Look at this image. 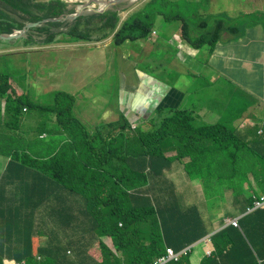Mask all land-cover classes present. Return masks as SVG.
Wrapping results in <instances>:
<instances>
[{
  "label": "trees",
  "instance_id": "16d2710c",
  "mask_svg": "<svg viewBox=\"0 0 264 264\" xmlns=\"http://www.w3.org/2000/svg\"><path fill=\"white\" fill-rule=\"evenodd\" d=\"M68 5L64 0H0V34L21 30L28 23L73 13L75 9H68ZM164 6L166 2L162 0H150L123 21L119 28L117 11L94 16L85 13L75 22H45L31 28L25 38H40L37 44L55 43L61 35L66 40L91 41L94 35L103 38L116 30L114 42L119 46L127 38L133 41L145 39ZM96 16L101 24L94 26ZM84 18L83 25L90 23L83 28L80 22ZM165 18L168 21L180 20L185 39L196 48L207 44L213 49L222 31L227 29L226 17H220L216 18L214 27L209 31L210 38L205 35L191 38L192 34L188 31L191 15L186 19ZM203 28L207 29L206 23ZM8 90L6 86L4 91H0L7 104L31 108L26 98L12 100L8 97ZM52 97V106L43 109L56 116L55 128L67 136L62 144H66L68 149H59L60 153L88 151L87 156L81 152L76 155L74 160L78 165L82 161L97 168L101 166L97 161H109L110 164L115 161V170L113 173L111 168L103 169V174L101 170L94 171L93 179L81 187L80 168L71 173L65 169V163H59L60 172L55 169L53 161L61 160L59 154L55 159L41 163L39 185L35 181L32 187V165L25 161L29 167H26L23 177L24 190L10 195L5 189L6 184L0 189V264H5L3 259H9L10 264L15 261L24 264H150L166 255L168 248L180 252L204 239L209 231L198 206L186 208L183 204L188 199V191L182 196V191L176 195L174 187L168 183L162 185L167 182L161 180L164 169L173 160L165 156L166 143L163 142L167 140L170 144L177 141L183 148L178 149V158L190 155L192 165H213V168L201 173L203 177L210 181L216 178L225 181L227 176L230 190L234 192V202L237 205L244 203L238 209L245 214L239 220L240 226L229 225L213 235L215 250L210 256L202 255L198 264H264V209L249 213L253 200L251 196L243 195L246 181L250 182L255 194L264 191V155L250 146L247 147L249 155H243L245 150L240 145L244 143L235 130L229 127V134H226L229 145L222 139L214 140L218 149L229 148V175H224L222 170L214 168L222 163L219 151L209 147L203 136L209 127L195 128L193 123L188 124L194 118L192 113L178 110L170 116H163L164 106L161 105L157 111L158 118L152 120L151 131L132 130L122 117L117 123L121 126L118 134L106 138L101 136L100 130L88 132L75 117V100L71 95L59 92ZM102 127L106 129L107 125L102 124ZM195 134L201 135L190 138ZM231 147L233 150L230 152ZM25 157L31 161L27 155ZM67 158L66 163H70ZM118 160L119 169L116 167ZM14 166L10 165V169ZM251 176L257 182V189L252 185ZM17 177L13 173L10 181L15 182ZM67 181H71V185ZM151 181L157 184L153 188L149 187ZM55 183L65 187L53 188ZM203 192L202 199L207 198L209 188ZM190 197L194 202L201 200L196 194ZM106 237L112 240L114 250L104 242ZM91 251H96L98 255L92 257L89 254ZM173 264H196L193 249Z\"/></svg>",
  "mask_w": 264,
  "mask_h": 264
},
{
  "label": "crops",
  "instance_id": "0c3cea01",
  "mask_svg": "<svg viewBox=\"0 0 264 264\" xmlns=\"http://www.w3.org/2000/svg\"><path fill=\"white\" fill-rule=\"evenodd\" d=\"M67 1L69 9L75 10L81 3L101 4L98 0ZM129 1L119 3L118 8L109 9L118 11L121 22L149 2L144 0L138 7L120 11L126 8L123 4ZM213 1L208 10H202V14H212ZM242 2V7H232L229 19L233 22L228 24L227 30L222 31V37L213 50L189 49L187 52L191 54H186L188 58L185 61L176 55V48L170 45L171 35L178 33L182 24L180 21H167L165 17L171 16L165 9L155 21L158 31L155 41L137 40L114 46L112 39L95 41L96 36L100 37L98 34L91 41H69L59 36L55 43L42 47L36 43L41 40L37 37L31 40L0 39L1 89L8 86L7 96L12 100L27 97L30 103L39 107H44L47 102L52 104V95L55 93L72 95L75 99L73 113L88 132H93L98 125L115 123L120 119L121 112L127 118L134 114L140 117L135 109L145 113L149 106L146 102L154 96V99L160 101L159 105L164 106V115L176 110L189 111L193 113L197 125L220 124L233 127L231 129L236 130L246 144L240 145L245 150L243 155H249L248 145L264 155V0ZM94 7L97 5L94 4ZM85 13L101 12L91 9ZM84 20L80 22L83 28L90 23L83 25ZM43 22L48 21L46 19ZM100 22L98 16L93 20L94 26L100 25ZM32 44L38 47H27ZM146 75L154 78L143 83L142 79ZM138 93L142 95L140 100L137 99ZM157 108L152 114L141 117L148 118L139 122L144 130L151 128L150 119ZM55 122L54 114L46 116L40 109L30 110L28 107L7 104L6 98L0 96V189L6 184L5 189L10 195L14 191L24 190L23 177L26 167H29L28 163L32 165V187L35 181L38 186L41 163L47 161V158L55 159L59 154L61 160H54L53 166L60 172L59 163H65V169L71 173L80 168L81 187L93 179L94 171L101 170L103 174V169H108V165L115 166V161L112 164L109 161H97L101 165L97 168L82 161L78 165L71 151L60 153L59 146L67 137L55 129ZM176 146V143H166L165 156L176 157ZM232 150L231 147L230 152ZM219 154L222 163L214 168L229 175V148L219 151ZM66 156L70 163H66ZM183 156L185 158H176L164 170L162 178L168 181L162 185L168 183L178 193L182 191L181 196L185 191L192 195L189 189H196V195L201 200L205 189L224 188L228 192L226 203L233 204L229 200L227 176L225 181L217 178L210 181L201 173L213 168L212 164L192 165L190 155ZM12 164L15 166L10 169ZM116 167L120 168L119 160ZM13 173L18 176L15 182L10 181ZM67 184L71 185V181H67ZM55 187L65 186L55 183ZM249 189L248 186L245 188L246 191ZM226 213L228 211H224ZM40 217L41 214L38 215ZM221 221L222 217H219L216 227L220 226ZM109 240L108 237L104 238L106 244H109ZM36 242L37 239L34 241L35 247ZM198 255L196 264L202 253Z\"/></svg>",
  "mask_w": 264,
  "mask_h": 264
},
{
  "label": "bare ground",
  "instance_id": "6f19581e",
  "mask_svg": "<svg viewBox=\"0 0 264 264\" xmlns=\"http://www.w3.org/2000/svg\"><path fill=\"white\" fill-rule=\"evenodd\" d=\"M98 1H99L102 5H105V4H106V1H105V0H98ZM197 1H198V0H197ZM174 13H175L177 16H179V17H184V19H186V17H188L189 15L192 16V19H197L198 16H199L198 11H196V10H194V9H193V10H185V11H182V10H179V9H175V10H174ZM100 14H102V13H100ZM100 14H97V15H100ZM69 15H70V16H73V13H69ZM88 15H93V16H94V14H88ZM67 18H68V16H63V17H62V19H63L64 21H66ZM51 19H57V18H49V19H47V21L50 22ZM202 25H204V24H193V25H190V28L188 29V31L190 32V34L197 35V33L199 32V29H202ZM196 26H198L199 28H195ZM222 34H223V33H222ZM222 34H221L220 37H222ZM156 37H158V31L156 30V26L153 25L152 28H151V31H150V33L148 34V36L146 37V39L155 41V40H156ZM106 38H108V40H111V39H112V44H113L114 46H116V45H115V42H114L115 33H108V34L106 35V37H103V38L97 36V37L95 38V41H97V42H101L102 40H104V39H106ZM170 38H171V39L185 38V36H184V31H183V27H181V29L179 30L178 33H174V34H172ZM157 39H158V38H157ZM135 41H137V40H135ZM135 41H133V40L127 38V39L124 41V43H126V42H135ZM0 43H2V42H0ZM38 45L44 47V46H48V45H50V44L39 43ZM38 45H33V44H32L31 46H27V47H29V48H32V47H38ZM119 46H120V45H119ZM177 56H178V55H177ZM188 56H189V55H188ZM178 57H179L181 60H183V61H185V60L188 58V57L186 58V56H184V57L178 56ZM153 78H154V77H152V76H150V75H146L145 77H143L142 82H143V83H146V82L152 80ZM4 90H5V88H4V89H1L0 91H4ZM141 96H142V95H141L140 93H138V94H137V99L140 100V99H141ZM154 98H155V97L152 96L151 100L147 101L146 103L149 104V103L154 102V101L157 99V98H156V99H154ZM44 108H45V107H44ZM135 111H137V113L140 114V116H142V115L144 114V113H142V111L139 110L138 108H136ZM186 112H189V111H186ZM133 114H134V113H133ZM122 117L125 118L126 121L128 122V124L131 125V123H133L136 119L139 118V115L134 114L133 117L127 118V117L125 116L124 112H121L120 119H122ZM120 119H119L118 121H116L115 124H114V126H112V127L108 126L109 124H106V125H107V128L105 129V128L102 127V125H98L97 127H95L94 131H96V130H100V134H101V136H104V137H106V138H109L110 136H115V134H116V135L118 134V129L121 128L120 125H117V123L120 121ZM193 124H194L195 126H199V125H197V124H198L197 121H196L195 123L193 122ZM101 127H102V128H101ZM224 127H225V125H220V124L210 125L209 130L206 131V133L203 135L204 138H205V142H206V144H207L209 147H212V148H214L215 150L221 151L222 149H218V147L215 145V142H214V140H215V139H218V138L224 140L226 145H229V137L226 136V134L222 133ZM100 128H101V129H100ZM230 128H233V127H230ZM94 131H93V132H94ZM93 132H91V133H93ZM200 135H201V134H195V135H193L194 137H190V138H196L197 136H200ZM163 143H164V142H163ZM178 149H179V150H182L183 148H182L180 145H179V146H176V151H177V153H176V157H172V159H173L172 162H171L170 165H169L167 168H165L164 170L168 169V168L172 165L173 161H174L176 158H178V153H179V150H178ZM78 152H79V153H73V154H74V157H76V155L79 156V155H80V152H81V154L84 155V156L89 155V152H88V151L81 150V151H78ZM99 156H101V155H99ZM258 157H259V156H258ZM183 158H185V157H183ZM45 160H50V158H47V159H45ZM67 160H70L69 157L67 158ZM107 168H108V169L111 168L112 170H115V166L113 167V166H111V165H108ZM217 175H220V173L217 174ZM217 177H218V176H217ZM161 180L168 181V179H166V178H161ZM153 181H154V180H153ZM153 181H151L150 186H151V185H152V186H153V185H157V184L152 183ZM220 181H221V180H220ZM150 186H149V187H150ZM218 190H220L221 192H217ZM175 192H176V195H177V194H178V190H176ZM170 194H171V193H170ZM227 194H228V192H227V190L224 189V188H209V192H208L207 198H204V199L199 200V201H197V202L192 201L190 195H188V199H187V201L183 203V204L185 205L186 208H187V207H190V206H192V205L197 206V204H199V203L202 202V201H206V200H208V201H212L215 205L219 206V211L221 212V214H222V219H224V221H223V220L221 221L219 227L212 226V225L209 223V218L203 216L202 213L199 211V212H200V216L204 219V222H205L206 225H207V228H208L209 234H207L206 237H205L204 239H202L201 241L195 243L193 246H189V247H187V248L181 250L180 252H176V251H174L175 256H174L172 259H170V260H169L167 263H165V264H173V263L179 262V260L181 259V256H177V253H184V251H185L186 249H190V250L193 249V250H195L196 246H198V245H200V244H203V248H201L199 251H200L201 253H203L204 256H205L206 251H208V252L210 253L209 255H212L213 251L215 250L214 245H213V243H212V236L215 235L217 232L221 231L222 229H224L225 227H228V226H229V218H228L227 216L231 217V216L234 214V210H235V209H237V212H236V213H237V217H238L239 219H241L243 216H245L244 213H241L240 211H238V209H239V208L241 207V205L244 204V203H242V204H240V205H237L236 203H233V205H232V209H231V210L229 209L228 206H226V199H225V196H226ZM233 196H234V192H233V190H230V187H229V197H233ZM251 198H252V200H253V205L250 206V207L248 208V212H249V213L254 212V211H256V210H259V209H264V191H261L260 194H255V193L253 192V194L251 195ZM224 211H228V213L224 214ZM120 225H121V224H120ZM170 249L173 250V248H168L167 250H170ZM68 253L70 254V252H68ZM89 254H90L92 257H95V256L98 255L96 251H91V252H89ZM209 255H206V256H209ZM20 264H24V263H20Z\"/></svg>",
  "mask_w": 264,
  "mask_h": 264
},
{
  "label": "rangeland",
  "instance_id": "374dc122",
  "mask_svg": "<svg viewBox=\"0 0 264 264\" xmlns=\"http://www.w3.org/2000/svg\"><path fill=\"white\" fill-rule=\"evenodd\" d=\"M143 1L144 0H132V1L124 3L123 6L131 9V8L138 7L139 3L143 2ZM169 1L170 2L168 5L169 6L168 12L171 16H173L175 14L174 13L175 9H179L182 11L194 9V10L198 11V13H199L198 18L197 19H191L189 22L192 24H199L202 21H205V23L207 24V29H205V28L199 29V32L197 33V35L198 36L205 35L209 38L211 37V35L209 34V31L214 27L216 18L226 17L225 18L226 26H228L229 23L233 22L228 18V16H230L232 7L235 6L236 8H239V7H242V5H243L242 0H214L213 4L211 6L212 14H210L209 12L202 14V10H208L209 9V7L211 5V0H198V1L197 0H169ZM195 28H199V27L196 26ZM194 37H195L194 35H191V38H194ZM171 42H174V39H171ZM171 42H170V45L172 47L176 48L174 46V44ZM208 47L209 46L207 44H205L202 48H208ZM176 55H178V56L181 55L180 52L177 50V48H176ZM27 102H29V100H27ZM30 104H32V108L30 110H36L33 107L34 103H30ZM50 106H52V104L47 102V104H45L44 107H50ZM45 115L49 116V114H45ZM196 127L197 126H195V128ZM59 149L67 150L68 148H66V144L61 143L59 146ZM72 153H79V152L73 151ZM189 190H190L191 194L192 193L198 194V191L196 189H189ZM232 205L233 204L228 205L226 203V206H228L230 210L232 209ZM197 206H198L199 211L202 213V215L209 218V223L212 226H216V224L218 223V218L222 217V214L219 211V206L215 205L212 201H208V200L200 202L199 204H197ZM236 212H237V209L234 210V214ZM212 216H215L218 218H212ZM222 220L224 221V219H222ZM111 241L112 240H109L108 241L109 244H107V245L112 250H114V247L112 246ZM201 248H203V244L196 246L195 250H193L195 263L198 259L197 255L199 254V252H200L199 250ZM209 254L210 253L208 251H206L205 256L209 255ZM202 255H204V254L202 253ZM202 255L199 257L200 261H201Z\"/></svg>",
  "mask_w": 264,
  "mask_h": 264
},
{
  "label": "clouds",
  "instance_id": "9594fccd",
  "mask_svg": "<svg viewBox=\"0 0 264 264\" xmlns=\"http://www.w3.org/2000/svg\"><path fill=\"white\" fill-rule=\"evenodd\" d=\"M46 1H48V0H46ZM66 2H68L67 0H65ZM107 1H109V0H107ZM130 1H132V0H130ZM150 1V0H149ZM163 2H166V1H168V3H166V6H164V7H162V10L163 9H165L167 12H168V9H169V0H162ZM94 4H96L97 5V7H94ZM83 5H87V8L82 12V15H80L79 17H81V16H83L84 14H85V12H87L88 10H91V9H103L105 6L104 5H101V4H98V3H93V4H85V3H81V4H79L78 6V8L76 9V10H74V12H73V15L74 14H76L79 10H80V8L83 6ZM118 7H120V5L119 4H116V5H113V6H110L108 9H106V10H104L103 12H102V14H104V13H106L107 11H109V9H111V8H118ZM142 7H140L139 9H141ZM68 9H69V7H68ZM75 9V8H74ZM132 9V8H131ZM138 9V10H139ZM128 10H130V8H124V9H122V10H120V11H128ZM137 10V11H138ZM118 12V11H117ZM119 14V13H118ZM168 14H169V12H168ZM160 15V14H159ZM159 15H157V17L159 16ZM170 15V14H169ZM174 15H176V14H174ZM65 16H68V18H67V20L66 21H70V22H75L76 20H70L69 19V17H71L69 14H66ZM119 16V15H118ZM171 16V15H170ZM63 17V16H62ZM62 17H59V18H57L59 21H64L63 19H62ZM156 17V18H157ZM167 17V16H166ZM175 17H179V16H175ZM168 18V17H167ZM170 18H174L173 16H171ZM228 18H230V16H228ZM128 19V18H127ZM125 21V20H124ZM156 21V20H155ZM168 21V20H167ZM173 21H180V20H178V19H176V20H170L169 22H173ZM123 22V21H122ZM122 22H121V19H120V21H119V24H118V28L120 27V25L122 24ZM181 22V21H180ZM39 23V22H38ZM41 23V22H40ZM205 23V21H202L201 23H199V24H204ZM181 24H182V26H183V23L181 22ZM27 25V24H26ZM154 25H155V23H154ZM190 25H193L192 23H190ZM227 27V26H226ZM30 30V29H29ZM224 30H227V29H224ZM223 30V31H224ZM18 31H20V30H18ZM29 32V31H28ZM27 32V33H28ZM116 32V30L115 31H113V32H110V33H115ZM27 35V34H26ZM192 35H194V34H192ZM62 37H63V39H64V36L63 35H61ZM194 36H197V35H194ZM26 37V36H25ZM25 37H22V38H25ZM22 38H19V39H22ZM15 40V39H14ZM66 40V39H65ZM140 40H146V38L145 39H140ZM148 40V39H147ZM4 41H6V40H4ZM69 41H71V40H69ZM75 41H88V40H75ZM153 41V40H152ZM219 41V40H218ZM217 41V42H218ZM174 42L176 43V45H175V47L177 48V50L180 52V56L181 57H184V56H186V54H191V53H189V52H187L189 49H191V50H195V49H201L202 47H199V48H196V47H192L191 46V44L185 39V38H177V39H174ZM217 44V43H216ZM187 46H190V48H188ZM216 46V45H215ZM214 46V47H215ZM208 49L211 51V50H213V49H210V47H208ZM7 80V79H6ZM1 88H3V87H1V85H0V89ZM1 96V95H0ZM72 96V95H71ZM2 97V96H1ZM73 97V96H72ZM6 98V97H5ZM24 98H26V103H28V104H30L29 102H27V100H28V98L27 97H24ZM7 100V99H6ZM75 103V102H74ZM154 103H157L155 106H153L152 108H151V104H154ZM159 103H160V101L159 100H155L154 102H152V103H149V106H148V109H147V111L144 113V114H152L153 113V111L157 108V106L159 105ZM30 105H32V104H30ZM161 105H159L158 106V108L160 107ZM24 107H28V106H22V108H24ZM33 107L35 108V109H40V110H42L45 114H52L51 112H49V111H45L43 108L44 107H39V106H36V105H34L33 104ZM29 109H31L32 108V106H31V108L30 107H28ZM74 108V107H73ZM158 108H157V110H156V112H155V114H153V116H152V118L150 119V122H151V128L149 129V130H144L143 129V127L142 126H140L139 125V122L142 120V119H144V120H147L148 118H141V117H144V114L142 115V116H140L138 119H136L133 123H131V128H132V130H136L137 128L138 129H141V130H143V131H151L152 129H153V122H152V120L154 119V118H158ZM163 108V111H162V115L163 116H170L171 114H169V115H164V107H162ZM27 108H25L24 110H26ZM176 111H178V110H176ZM180 111H182V110H180ZM21 113H22V111H21ZM24 113V112H23ZM192 115H193V113H192ZM76 117V116H75ZM194 117V116H193ZM55 118H56V116H55ZM77 118V117H76ZM78 119V118H77ZM195 120V118H193L192 120H189V123L188 124H190V123H192L193 121ZM186 121V120H185ZM83 124V123H82ZM201 126H207V127H210V125H199V126H197L196 128H198V127H201ZM55 127H56V122H55ZM55 129H57V128H55ZM231 129V128H230ZM232 130V129H231ZM236 131V130H235ZM237 132V131H236ZM223 133L224 134H229V127L228 126H225L224 127V129H223ZM67 137V136H66ZM66 140V139H65ZM64 140V141H65ZM167 142H170V141H165L164 143H167ZM175 143L177 144V146H179L180 144L177 142V141H175ZM249 146V145H248ZM225 149H227L228 150V148H223L222 150H225ZM186 150V149H185ZM184 150V151H185ZM185 157V156H184ZM252 178H253V180H252ZM251 182H252V185L253 186H255V188L257 189V182L254 180V177L253 176H251ZM249 187L250 189L248 190V191H246L245 190V188L246 187ZM255 190H252L251 189V187H250V182L249 181H246V184H245V187L243 188V195H244V197H249V196H251L252 194H253V192H254ZM229 200H232L233 201V203H235L234 202V196L233 197H229ZM6 204V203H5ZM239 218L237 217V213H235L234 214V216L232 215L231 217H229V225H233V226H235V227H239L240 225V223H239ZM112 243V242H111ZM174 251V250H173ZM188 251H190V249H186L185 251H184V253H177V254H180V256H182V255H184V254H187L188 253ZM168 254H169V252L166 254V255H164V256H162V257H165V256H168ZM162 257H160V258H162ZM160 258H157L155 261H153V262H151L150 264H152V263H154V262H156L157 260H159ZM38 259H40V257H38ZM3 261H4V263L5 264H10L9 262H10V260L9 259H3ZM24 263V262H23ZM14 264H20V263H17L16 261H15V263Z\"/></svg>",
  "mask_w": 264,
  "mask_h": 264
},
{
  "label": "water",
  "instance_id": "95a60500",
  "mask_svg": "<svg viewBox=\"0 0 264 264\" xmlns=\"http://www.w3.org/2000/svg\"><path fill=\"white\" fill-rule=\"evenodd\" d=\"M126 0H109V1H106V4H105V7L103 9H98L101 13L108 9L110 6H113V5H116V4H119L121 2H124ZM87 8V5H83L80 10L74 14L73 16L69 17L70 20H76L80 15H82V12ZM51 21H59L58 19H51ZM45 23V22H43ZM43 23H38V22H35V23H28L25 28L23 30H20L18 32H15L13 34H1L0 35V39L1 40H6V41H11V40H14V39H19V38H22V37H25L27 32L29 31V29L31 28H35ZM157 103H154V104H151V108L153 106H155Z\"/></svg>",
  "mask_w": 264,
  "mask_h": 264
},
{
  "label": "built area",
  "instance_id": "2783aa9c",
  "mask_svg": "<svg viewBox=\"0 0 264 264\" xmlns=\"http://www.w3.org/2000/svg\"><path fill=\"white\" fill-rule=\"evenodd\" d=\"M168 252H169L168 256L162 257L152 264H165V263H167L170 259H172L175 256V253L172 249L168 250ZM177 256H180V254H177Z\"/></svg>",
  "mask_w": 264,
  "mask_h": 264
}]
</instances>
